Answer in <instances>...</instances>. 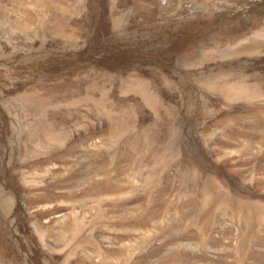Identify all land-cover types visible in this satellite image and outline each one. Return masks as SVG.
Segmentation results:
<instances>
[{
    "label": "rangeland",
    "instance_id": "374dc122",
    "mask_svg": "<svg viewBox=\"0 0 264 264\" xmlns=\"http://www.w3.org/2000/svg\"><path fill=\"white\" fill-rule=\"evenodd\" d=\"M0 264H264V0H0Z\"/></svg>",
    "mask_w": 264,
    "mask_h": 264
}]
</instances>
